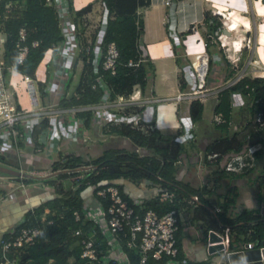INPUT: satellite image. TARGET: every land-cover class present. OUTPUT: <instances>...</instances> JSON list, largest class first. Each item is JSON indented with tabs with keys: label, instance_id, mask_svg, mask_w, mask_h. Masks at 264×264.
Segmentation results:
<instances>
[{
	"label": "crops",
	"instance_id": "0c3cea01",
	"mask_svg": "<svg viewBox=\"0 0 264 264\" xmlns=\"http://www.w3.org/2000/svg\"><path fill=\"white\" fill-rule=\"evenodd\" d=\"M9 2L16 15L21 16L25 8V1L9 0ZM89 2H92L91 10L84 13L80 21L83 39L77 37L73 25L71 36L70 34H67L66 37L64 35V40L56 48L49 47L44 51L42 58L35 67L33 76L3 64L5 85L13 92L17 108L29 113V115L17 121L10 128L0 126V236L3 233H12L16 226L31 220V216L42 223L45 216L48 215L50 201L54 203L56 197L58 199L64 198L66 190L73 191L81 184V180L85 183L88 182L84 181V177L77 181L73 176L68 175L66 181H63L65 190H55V179L44 176L39 172L40 170H44L46 174V172L56 168V165L63 164L67 157L71 158L74 155L90 159L107 148H124L143 153L144 149L135 146L127 136L113 131L112 127H119L116 125H119L120 122L108 118L111 114L119 116L128 112L127 105L129 102L126 97L120 99L118 94L115 98L108 99L106 95L108 88L104 85L105 94L97 103L69 104L70 99H72V92L77 86L70 91L69 82L73 79L74 74H78L77 84H79L81 77L85 75V63L89 60L90 50L93 53V58L89 61L92 66L91 70L96 72L97 66L100 64V54L104 50L101 42L103 31L100 30V22L106 19L107 11L105 12V6L101 4L100 0H55L53 4L59 12L61 21L64 18L70 21L73 18L71 10L76 11ZM171 4L172 0L169 4H165L164 0H149L148 5L137 8V14H140L142 19V30L136 37L138 52L144 53V59L149 61L153 68L147 76L145 89L139 90V102L143 106L139 112L134 114V118L145 122L142 124L145 127L148 123L151 124L153 129H158L163 134L176 135L179 131L181 134L178 135L193 134L190 137L193 150L183 151L182 154L180 152L173 163L175 167L173 170L174 177L178 182L190 185L192 188H200L204 185L209 188V191H216L220 194L225 193L227 188H233L237 196L235 202L228 208L229 214L238 213L241 209L247 208L257 210L258 214L262 216L264 206L262 189L264 187L259 186L257 181V177L262 174L252 175L257 166V158L263 153L261 138H252L256 131L253 130L246 134L247 140L245 141L247 144L245 151L252 145L257 147L255 151H259L257 155L253 151L252 165L240 172L226 170L224 168L226 160L243 152L244 149L239 152L235 151L234 148L211 149L205 153L207 145L209 146L221 138L207 130H202L203 132H199L196 136L193 131L195 122L191 120L189 113L191 100L176 101L174 95L189 87V83L185 79L186 76H183L184 70L192 67L188 65H191V62L196 63V61L208 59L204 44L203 17L205 11L212 6L224 10V17L228 19L226 31H223L224 38H230V33L233 34V40L237 41L236 47L233 49L236 50L237 54L240 51L238 57L232 55L230 60L222 53L229 62L215 63L214 65L217 64L215 70L219 68V71L223 72L233 68V75L247 74V67L251 66H249L247 58L249 59L251 54L256 55L254 60L257 58L260 63L264 64V2L261 0H177L176 5L187 7L183 12L184 18L181 22L184 21L189 24L188 33H183L185 29H182L180 35L179 30L172 22L171 9L169 8ZM217 8L216 13L219 11ZM230 23H232L231 26ZM251 27L254 31L251 30ZM243 38L253 39V49H250L249 45L247 47L243 45ZM0 40L3 54L5 33L2 30H0ZM82 41L86 45L85 48L82 47ZM211 43H213L212 38ZM239 45L241 47H238ZM220 49L219 43H216L215 47L212 44L210 46V52L214 56L219 54ZM241 59L244 67L238 71L239 68H235L237 65L232 62L236 61L237 64ZM218 61L216 60V62ZM249 62L251 61L249 60ZM51 63L53 66L50 70ZM256 71L259 73L252 76H264L262 70L256 69ZM188 73L187 76L191 77L190 69ZM210 76L209 80L215 82L212 85H217L223 81L217 80V74H210ZM38 81L44 82L43 95L38 89ZM223 88L225 87H218L200 99L203 104L208 97L215 98L214 102H209L208 107L211 109L212 119L216 125L219 123L215 121L214 116L220 112H214L213 108ZM78 97L79 95L76 96V98ZM229 99L230 118L225 127L232 124L233 106L246 104L245 113L239 121L240 130H243L244 124L249 119L247 98L239 92L233 91L230 93ZM181 102L187 104L184 112L185 118L180 113ZM103 110H106L105 115L102 114ZM85 111H90L93 114L90 123L87 125L84 124L83 117L78 114V112ZM152 119L153 122H151ZM43 120H46L47 126L38 127L37 136L33 137L31 130ZM187 121L189 124H185ZM225 121L224 118L223 122ZM139 124L140 122L137 123V125ZM177 136L175 139L182 143V139H177ZM52 150L54 151L53 155ZM55 152L57 153L56 156ZM209 152H216L217 154L212 159H208L207 154ZM77 162L80 163V161ZM4 168L8 170H4ZM220 170H222L221 174ZM61 179L57 180V185ZM164 180V178L159 177L158 180L157 178L156 180L141 178L131 181L129 178L121 177L116 182L120 184L125 195L134 204L142 207L147 200L157 196L159 190L164 188ZM220 184L222 190L217 191ZM253 184L256 186L254 192L250 191ZM187 192L191 191H184L182 194ZM79 194L82 198V205L90 208L89 217L100 220L104 211L100 201L96 200L92 193L91 185L86 183L79 190ZM261 196L262 198H260ZM180 201L182 200L180 199ZM213 206L218 207L217 211L221 210L218 203L212 202L211 207ZM175 209L178 222L179 220L182 221L176 236L182 258L185 261L223 264V253L220 251L208 252L206 247L207 230L212 228H205L200 220L189 222L190 215L184 206ZM253 246L257 245L254 243ZM237 247L238 245L235 246L234 250Z\"/></svg>",
	"mask_w": 264,
	"mask_h": 264
},
{
	"label": "trees",
	"instance_id": "16d2710c",
	"mask_svg": "<svg viewBox=\"0 0 264 264\" xmlns=\"http://www.w3.org/2000/svg\"><path fill=\"white\" fill-rule=\"evenodd\" d=\"M7 1L9 0H0V30L5 33L2 62L5 66L10 65L21 73L33 76L35 67L42 58L44 51L49 47L56 48L64 40L59 12L54 5H47L44 0H24L25 8L21 16L16 15V12L9 16H3V4ZM100 2L105 6L107 11L101 42L103 49L108 42L113 41L115 43L118 49L116 70L115 73L111 74L109 71L102 70L100 64H98L96 72H93L91 70L92 66L89 63L90 59L93 58V53L90 50L89 60L85 63V75L81 77L79 84L74 88L72 99L68 100L71 105L97 103L100 101L105 94L102 83L108 88L106 94L108 99L115 98L117 94L128 95L134 85H137L139 90L143 91L147 85V76L153 68L152 64L146 59L141 60L136 67L127 64L128 59H137L139 53L136 37L142 30V19L140 14H137V8L148 5L149 0H100ZM91 7L92 2H89L76 11L71 10L73 13L71 21L74 24L77 37L81 39H83L80 25L81 16L91 10ZM216 18L215 14L210 13L208 10L205 11L203 21L207 29L204 33V39L206 53L208 54L207 73L205 76L206 85L215 83L213 80H209L210 74H217V80L224 81L232 77L234 71L233 68H229L223 72H220L219 68L215 70L217 64H214L220 63V56H217L218 54L214 56L210 52L212 44L211 34L216 28L218 30L224 28ZM21 25L26 29L25 43L28 45V50L23 60L18 63L16 61L15 41L17 39L18 28ZM34 39L37 41V44L31 45V41ZM216 43H218V40L214 42V47ZM82 47H86L83 41ZM216 60L219 61L216 62ZM225 61L227 60L225 59ZM213 71L216 72L214 73ZM98 75L101 76L100 81L96 79ZM91 81L96 82L94 88L90 85ZM37 85L40 94L43 95L44 82L38 81ZM233 91H237L247 98L249 119L244 124L243 130L233 133L232 138H221L219 141L212 142L209 146L207 145L205 153L211 149L224 150V148H234L237 152L245 149L247 147V144H245L246 134L253 131L255 113L258 109L264 111V76L254 77L244 74L236 82L223 88L219 94L218 101L213 109L216 113L220 112L226 119L225 122L217 124L219 127L224 128L228 124L227 121L230 118L229 96ZM77 95H79L78 98H76ZM142 106L127 105L129 110L126 115L130 118L133 117L134 114L142 109ZM202 110L203 104L199 99L191 100L189 113L193 122L201 118ZM78 114L83 117L85 125L90 123L93 115L90 111L78 112ZM138 122L140 124L135 125ZM151 122H153V119ZM144 123L137 119L134 121L131 118L129 122L122 121L119 125H116L119 127H112L113 131L127 136L135 146L143 148V153L124 148H107L102 150L99 155L90 159L74 155L71 158L67 157V160L63 164L68 167H74L81 163L92 164L93 167L85 174L84 181H88L86 183L91 185L94 195L96 188L113 184L118 187L122 198L129 205H132L135 211L142 212L143 208L150 207L156 210V212L162 213L171 208L184 206L188 215H190L189 222L200 220L205 228H212L224 234L229 249H234L242 241L248 240H252L256 245L261 244L264 238V219L258 214V211L243 208L238 213L229 214L228 208L235 202L237 196L233 188H227L225 193L220 194L216 191H209V188L204 185L200 188H192L190 185L178 182L174 177L173 170L175 167L173 163L176 161L182 148V144L175 139L181 132H177L176 135L163 134L158 129H153L149 123L146 127L143 126L142 124ZM43 125L47 126L46 120H43L32 129L33 137L37 136L38 127H42ZM234 136H237V138L235 139ZM230 144L231 147H229ZM255 152L254 154L257 155L259 151ZM77 161H80V163ZM58 166L56 165V167ZM39 172L44 174L45 171L40 170ZM219 172L221 174L222 170ZM67 176V174L61 175L60 178L62 179L58 183L59 185L55 186V190H65V183L63 181H66ZM121 177L129 178L131 181L141 178H149L150 180H156V178L158 180L159 177L164 178V188L174 193L173 201L161 200L157 195L147 200L142 207L136 205L125 195L120 184L116 182ZM257 181L259 186L264 187V174L258 176ZM86 183L81 180V184L76 189L73 191L66 190L64 198H60V200L56 197L57 199L54 200V203L50 201L48 205L49 212L45 218H51L52 223L47 224L45 221L41 223L38 219H33L34 216H31V220L24 221L21 225H37L39 227L38 234L26 243L10 246L6 256L14 258L15 264H75L81 250L79 240L82 234L87 233L89 228L96 225L92 220L86 218L84 213H81L78 220H74L72 215L74 209L82 207V198L79 190ZM184 191L198 192L199 206H188L180 201L181 194ZM214 194L215 197H213ZM95 198L100 201L101 206L105 209L108 201ZM212 202L218 203L221 210L219 209L220 211L217 212L211 211ZM181 222L179 220V228ZM21 225L16 226L15 231ZM78 227L82 233L75 235L74 229ZM12 233H3L1 236L6 237ZM177 234L178 231L176 232V236ZM101 237V233L98 230L96 242ZM124 250L128 264H140L138 253L134 248L124 245ZM70 258L74 262H70ZM181 258L180 251L174 262L168 260L166 255H163L160 259L148 256L144 264L205 263V261L182 262ZM0 260H2L1 257ZM94 264H100V262L97 261Z\"/></svg>",
	"mask_w": 264,
	"mask_h": 264
},
{
	"label": "built area",
	"instance_id": "2783aa9c",
	"mask_svg": "<svg viewBox=\"0 0 264 264\" xmlns=\"http://www.w3.org/2000/svg\"><path fill=\"white\" fill-rule=\"evenodd\" d=\"M47 5H53L55 0H44ZM171 0H164L165 4H169ZM3 16H9L13 13L11 4L9 1L3 4ZM106 12V10H105ZM73 22L66 18L61 21V29L63 34H70L73 30ZM105 20L100 22V30L104 31ZM26 29L23 25L18 28L17 39L15 41L16 47V61L20 63L25 57L28 45L25 43ZM225 37L222 30L218 28L214 29L211 38L212 41L218 40L220 46H224L225 42L222 41L221 37ZM222 37V38H223ZM1 44V40H0ZM37 41L34 39L31 41V45H36ZM205 44V41H204ZM63 48V46H62ZM139 51V50H138ZM101 53V52H100ZM144 59V53L139 52L137 59H128L127 64L136 67L141 60ZM207 58L205 60L196 61L192 63L191 68H186L183 72V76H186V80L189 83V87L185 91H179L174 95L176 101L181 99H202L213 92L216 88L227 87L234 82H236L240 77L243 76L242 73L233 75L217 85H206L205 76L207 73ZM118 61V49L113 41L108 42L103 52L100 54V67L104 71H109L111 74L115 73L116 65ZM234 65H237L234 61ZM191 70V77L188 71ZM96 79L100 80L101 76L98 75ZM103 86L105 85L102 83ZM91 87L96 86V82L91 81ZM118 95V94H117ZM120 99L126 97L129 102L128 105L141 106L139 102L140 94L137 86H134L131 93L128 95L119 94ZM105 111L102 114L105 115ZM29 113H25L18 109L15 104V98L13 92L5 85L4 79V66L2 62V50L0 49V126L5 128L12 127L17 121L28 116ZM109 119L129 122L131 118L135 121L133 117H128L125 115H109ZM216 122L220 123L224 121L221 113H217L214 116ZM264 126V111L258 109L253 118V130L257 131L260 127ZM31 129V128H29ZM32 131V130H31ZM185 136L191 137L192 134L186 133L179 135L177 139H183ZM257 147L252 145L248 147V150H244L241 153H237L226 160L224 168L229 171H243L247 167L252 165L253 161V151ZM217 153L209 152L207 154L208 159H212ZM93 167L92 164H81L74 167H68L64 164L53 168L51 171L44 173V176H48L55 179V185H57V180L59 176L67 174L73 176L75 180L80 181L85 174ZM95 197L98 199H105L108 201L106 208L103 209L104 215H101V219L95 220L89 217L91 214L90 208L88 206L82 205L80 209H74L72 215L74 220L80 218L81 213H84L86 218H89L97 225V227L92 226L89 228L88 232L82 234L79 242L81 244V250L79 253V258L75 261V264H94V262L99 261L100 264H128V259L124 250V245L126 247H132L136 250L139 256V263L144 264L147 257L151 256L154 259H160L163 255L168 257L171 262L175 261V258L179 254V247L177 244L176 232L179 228L178 215L175 208L168 209L162 213L156 212L153 208L146 207L143 208L142 212L135 211L133 206L129 205L125 199L122 198L119 189L113 184H107L96 188ZM158 197L161 200L173 201L174 193L168 191L166 188H162L158 192ZM181 200L192 205L194 207L199 206V193L198 192H187L181 195ZM264 205V204H263ZM211 211H217L218 207H210ZM102 212V210H101ZM262 217L264 219V208L262 211ZM47 224L52 223L51 218H44L43 222ZM45 224V223H44ZM98 230L101 233V239L96 242V237L98 236ZM214 229L207 230V249L213 251H227L228 245L224 234L219 233V238L212 239V232ZM39 232V227L37 225H21L17 230L13 231L12 234L6 237L0 236V264H15L14 258H8L6 253L8 252L10 246H18L21 243H26L33 239ZM82 233L81 229L78 227L74 229L75 235H80ZM254 242L252 240L244 241L238 244L235 250H249L253 249ZM218 246H221L219 249ZM101 247V248H100ZM234 250V249H233ZM70 262H74L73 259H69ZM182 262H185L181 258ZM207 264V263H205ZM229 264V263H223Z\"/></svg>",
	"mask_w": 264,
	"mask_h": 264
},
{
	"label": "rangeland",
	"instance_id": "374dc122",
	"mask_svg": "<svg viewBox=\"0 0 264 264\" xmlns=\"http://www.w3.org/2000/svg\"><path fill=\"white\" fill-rule=\"evenodd\" d=\"M176 2H177V0H172V4L169 6V8L171 9V14L170 15H171V18H172V22L175 25V27L179 30L178 32H179V35H180V32H181L180 30H182V29H185V31L183 33H188V31H189V29H188L189 28V24H186L184 21L181 22V20L184 18L183 12L187 9V7L184 6V5H178V4L176 5ZM208 7H210V6H208ZM216 8L214 6H212V7L208 8V11H210V13L215 14L217 16L216 19L218 21H220L222 27H226V24H228V19L225 18L224 15L222 14L224 12V10H220V9L217 8L219 11L216 13ZM97 17H98V15H97ZM203 28H204L203 30L205 32L206 29H207L206 26H205V23L203 24ZM251 30L254 31L253 27H251ZM232 36H233V34L230 33V38L229 37L224 38L223 36H222L223 38L221 37L222 41L225 42V44H224V46H221V49L218 52L219 53L218 55L220 56L219 57L220 58V62H222V61L225 62L226 58L224 57V55L226 57H228V59L230 60L232 55H235L236 57H238L239 54H240V51L237 54L236 50L234 51V49H233L232 41H234L233 40L234 38ZM214 42L215 41H213L212 46L214 45ZM236 42H235V47H236ZM242 42H243V45H246V47L249 45V48L253 49V46H254L252 44L253 39L250 40V38H247V39L243 38ZM1 47L2 46H0V49H1ZM238 47H241V46L239 45ZM238 47H237V49H238ZM255 57H256V55H252L251 54L249 59L247 58L248 64H249V66L250 65L251 66L249 68L247 67V70H246L247 74L246 75L252 76L254 74L259 73V72L256 71V69L259 70V71L262 70V73H264V69H263L264 64L260 63L257 58H256V60H254ZM249 60L251 62H249ZM235 63H236V61H235ZM52 66H53V64L51 63V65L49 66L50 70H51ZM243 67L244 66L242 65V59H241L240 62L237 63V66L235 68H239L238 71H240ZM254 71H256V72H254ZM77 75L78 74H74L73 79L69 82L68 88H69L70 91L77 85V82H78ZM214 100H215V98L210 96L203 102V112H202L201 118L194 123L193 131L196 134V136L202 130L203 131L207 130L209 133L215 134V136H217L219 138H224V139L228 138V139H230V138H232L233 133H235V132L238 133V132L241 131L240 130L239 121L242 118L243 114L245 113L246 104H244L243 106H233V111L231 112L232 124L229 127L221 128V127L217 126L214 123V121L212 119L211 109L208 107V105L210 104L209 102H211V101L214 102ZM186 107H187V104L185 102H181L180 103L179 109H180V113L182 114L183 118H185L184 117V112H185ZM185 124H189V121H187ZM234 138L236 139L237 136H234ZM252 138H255V139L261 138V142L263 143V153L260 155V157L257 158V161H256L257 166L254 169V172L252 174L253 176H256L258 174H264V126L260 127L258 131L254 132ZM181 142H182L181 143L182 144V148H181V151H180L181 153L180 154H182L183 151L184 152L185 151L189 152V151L193 150V148L191 147V143H190L191 142L190 141V137L185 136L181 140ZM139 150H141V149H139ZM53 152L54 151L52 150V155H53ZM54 154L56 156L57 153L55 152ZM220 190H222L221 184L219 185V187H217V191H220ZM250 191H252V192L256 191L255 184L251 185V190ZM262 191L264 192V189H262Z\"/></svg>",
	"mask_w": 264,
	"mask_h": 264
},
{
	"label": "water",
	"instance_id": "95a60500",
	"mask_svg": "<svg viewBox=\"0 0 264 264\" xmlns=\"http://www.w3.org/2000/svg\"><path fill=\"white\" fill-rule=\"evenodd\" d=\"M264 2V0H261ZM223 31L225 32L226 29ZM3 169V168H2ZM4 170H8L5 169ZM264 208V206H263ZM219 238V233L214 230L212 232V239H217ZM261 245L255 246L253 249L249 250H231L228 248L227 251H222L223 256H224V263H229V264H264V238L261 241ZM220 249L221 246H218ZM208 250V252L213 251Z\"/></svg>",
	"mask_w": 264,
	"mask_h": 264
},
{
	"label": "bare ground",
	"instance_id": "6f19581e",
	"mask_svg": "<svg viewBox=\"0 0 264 264\" xmlns=\"http://www.w3.org/2000/svg\"><path fill=\"white\" fill-rule=\"evenodd\" d=\"M223 15H224V13H222ZM232 25V23H230V26ZM260 30H263V28H260ZM235 42L236 41H234V42H232V44H233V47H235ZM239 49V48H238Z\"/></svg>",
	"mask_w": 264,
	"mask_h": 264
},
{
	"label": "clouds",
	"instance_id": "9594fccd",
	"mask_svg": "<svg viewBox=\"0 0 264 264\" xmlns=\"http://www.w3.org/2000/svg\"><path fill=\"white\" fill-rule=\"evenodd\" d=\"M223 29H226L225 27L223 28ZM223 29H222V31H223ZM215 41H217V40H215ZM219 42V41H218ZM134 86H137V85H134ZM133 86V87H134ZM138 87V86H137ZM133 89V88H132ZM138 89H139V87H138ZM131 93V92H130ZM135 125H137V124H135Z\"/></svg>",
	"mask_w": 264,
	"mask_h": 264
}]
</instances>
